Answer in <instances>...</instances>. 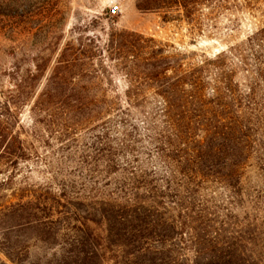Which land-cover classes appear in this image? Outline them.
Returning <instances> with one entry per match:
<instances>
[{"label":"rangeland","instance_id":"374dc122","mask_svg":"<svg viewBox=\"0 0 264 264\" xmlns=\"http://www.w3.org/2000/svg\"><path fill=\"white\" fill-rule=\"evenodd\" d=\"M3 2L18 24L0 29V104L8 102L0 115L8 137L19 133L26 149L15 168L0 165V264H148L156 248L177 264H206L213 247L263 264L264 73L256 69L264 66V0H210L190 19L176 7L143 8L147 0ZM157 48L185 70L206 69L203 97L167 118L181 127L170 142L195 145L206 128L230 135L231 154L222 155L232 166L222 169L213 158L198 183L186 181V164L168 177L172 151L158 154L150 139L164 124L143 121L157 105V85L138 64ZM31 72L34 95L22 106L14 77L24 81ZM127 91L144 96L132 102L123 127L114 117L128 106ZM41 94L40 112L34 102ZM131 166L156 172L161 188L150 205L161 201L156 209L166 219L141 232L153 233L148 253L138 251V235L122 236L108 218L150 206L118 188ZM127 201L132 206L124 208Z\"/></svg>","mask_w":264,"mask_h":264},{"label":"trees","instance_id":"16d2710c","mask_svg":"<svg viewBox=\"0 0 264 264\" xmlns=\"http://www.w3.org/2000/svg\"><path fill=\"white\" fill-rule=\"evenodd\" d=\"M146 9L152 10H161V9H170V8H178V10L182 11V14L185 18L190 19L196 12V8L205 5L210 2V0H147ZM3 0H0V29H3L7 24L10 27L14 28L15 25L18 24V20L16 15L9 10L10 13H3ZM11 6V5H10ZM258 34H254L250 41L254 43L255 38ZM150 41H153L149 39ZM258 39H256L257 41ZM147 47V46H146ZM223 54V53H222ZM135 60L132 59V62L140 61V56H134ZM169 55H164V51L161 48L151 49L147 52L146 57H142L141 63L138 64L141 69L144 77L152 80L153 83L157 85V89L153 91L152 95L156 98V107L152 111V113H143V117L145 118L143 121L148 122L150 118H155L156 120H162L164 126L159 127L158 129H151L152 136L151 140L154 142V146L157 148L158 154L163 150L164 152L172 151V155H168V166L169 168V176L174 178V173H178L179 167L186 164L189 167V172L192 176L188 177L189 180H186L188 183H195L200 181L207 173L210 167L209 162L216 158L219 160L217 163L218 166H221L222 169H228L232 166L233 162L231 158H227L222 154H231L228 153L231 147L227 144V139L230 137L228 131L217 130L214 131L212 128L204 129V135L202 138L197 139L192 146H189L187 143H182L185 148L180 149L178 145H173L170 141L174 140L176 137H179L181 132V127L177 123H172L167 125L169 120L167 118L173 117L174 110L180 105L188 106L189 104L197 103L201 96L202 87H204V83L202 84L201 80L203 79L202 74L206 72V69L201 68H192L191 70L183 69V65L172 59ZM264 73V66L258 67L256 69V73L260 75L258 72ZM29 75L23 81L22 78H15L13 88L17 92L19 96H17V103L19 100V104L22 106L27 104L32 100L34 92L33 87L35 84V80L37 76L35 74L28 73ZM55 78L59 79V81L64 80L60 75H57ZM142 93H133L127 91L125 93L127 107L116 109L115 112V120L119 126L126 127L131 123L130 119L133 118L132 110H136V106L131 105L132 102L139 97H143ZM42 97L44 94L39 95L37 97L35 103V109L37 111H45L44 107H38L42 101ZM8 102L0 104V108H7ZM138 105H142V103H138ZM173 113V114H172ZM150 115V116H149ZM174 118V117H173ZM164 120V121H163ZM175 121V120H174ZM4 119H2V115H0V165H5L6 167L13 169L15 165L18 163L21 158H23L25 152V146L23 140L20 138V135L16 134L15 138L12 140L8 137V127L4 123ZM143 122V123H146ZM128 128L124 130L127 132ZM124 135V133H123ZM222 138V143L219 145H214V139ZM232 140V139H231ZM104 151V150H102ZM187 151L188 155H181L180 152ZM130 154V153H129ZM131 163L135 161V157L131 156ZM212 157V158H210ZM129 162H127L128 164ZM216 164V165H217ZM130 165V164H129ZM120 169V165H118ZM192 166V168H191ZM227 166V167H226ZM205 168V169H203ZM203 170V171H202ZM168 171V170H167ZM156 172H151L148 174L146 171H142V169L131 166L128 168L127 179L122 180L119 183L118 188L121 192L130 193L132 196L131 200L136 201L139 198H143L146 205L153 204L151 200L156 202L155 196L160 191V187L157 185L156 176H153ZM149 176H152L153 179H149ZM228 176V175H227ZM227 176L225 178H227ZM232 177V175H230ZM163 180V179H161ZM172 181V179L170 180ZM167 182V184L170 183ZM198 183V182H197ZM140 190L144 192L150 193L148 196H140ZM156 194V195H154ZM143 202V203H144ZM126 207H131L132 203L127 201ZM142 206V205H141ZM157 206L163 207L161 201L158 202ZM156 205H150L147 207H140L137 209V206L133 208V213L130 215L128 212L120 213L116 216L111 215L109 213V221L112 217L115 221H113L114 228H117V223L121 226V234L122 236H130L132 234L138 235L136 241H140L138 245L139 250L148 253L155 251L152 248V244L150 243L151 237L153 236L152 232L141 233L147 231V229L159 228L162 225V220L166 219L164 217L165 212H159ZM126 221L125 225H122V221ZM112 222V221H111ZM166 224V223H165ZM112 226V225H111ZM154 229V230H157ZM153 230V231H154ZM140 236V237H139ZM141 240H146L142 242ZM155 240V239H154ZM134 241V242H136ZM76 243V240H75ZM73 243V246L76 244ZM146 244V247H145ZM157 251L152 254L158 255L153 256L148 264H177L175 261H169L167 257L164 256V252L160 250V248H156ZM64 251V249H63ZM208 256L206 257V264H257L256 262H252L251 258L247 255L245 256L241 252L237 251H218L214 247L208 250ZM63 255L68 256L69 253L66 250ZM162 255V257H159ZM64 256V258H65ZM259 256V254H258ZM261 259V257H260ZM178 261L177 259H175ZM264 264V263H263Z\"/></svg>","mask_w":264,"mask_h":264},{"label":"built area","instance_id":"2783aa9c","mask_svg":"<svg viewBox=\"0 0 264 264\" xmlns=\"http://www.w3.org/2000/svg\"><path fill=\"white\" fill-rule=\"evenodd\" d=\"M117 10H118V6H116V5H114V6L112 7V9H111L112 12H115V11H117Z\"/></svg>","mask_w":264,"mask_h":264}]
</instances>
